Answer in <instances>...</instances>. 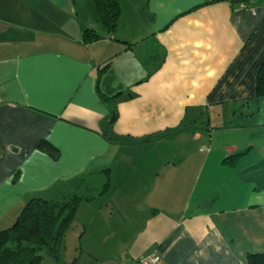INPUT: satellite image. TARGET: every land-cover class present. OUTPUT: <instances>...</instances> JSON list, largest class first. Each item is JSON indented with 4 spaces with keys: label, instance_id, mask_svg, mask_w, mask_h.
<instances>
[{
    "label": "crops",
    "instance_id": "obj_1",
    "mask_svg": "<svg viewBox=\"0 0 264 264\" xmlns=\"http://www.w3.org/2000/svg\"><path fill=\"white\" fill-rule=\"evenodd\" d=\"M204 1L120 0L108 32L93 0H0V230L32 196L112 172L113 189L79 207L65 236L77 243L64 238L43 264H123L153 250L165 264H247L264 250V169L259 182L245 172L264 143L215 142L217 128L242 125L237 110L264 104V4ZM88 25L103 35L84 42ZM99 88L121 91L113 124ZM212 111L225 122L213 124ZM42 138L58 158L36 147Z\"/></svg>",
    "mask_w": 264,
    "mask_h": 264
},
{
    "label": "trees",
    "instance_id": "obj_2",
    "mask_svg": "<svg viewBox=\"0 0 264 264\" xmlns=\"http://www.w3.org/2000/svg\"><path fill=\"white\" fill-rule=\"evenodd\" d=\"M215 0H205L211 2ZM233 7L241 2L252 7L253 3L264 0H230ZM98 19L108 32L116 29L121 14L120 0H93ZM103 34L94 26L83 27L84 42H91ZM110 60L102 69L109 68ZM100 96L109 105L113 124L119 115L118 95L121 91L107 93L98 89ZM256 94L264 99V61L257 72ZM237 123V122H236ZM171 128L154 131L144 137V141L161 138L171 133ZM36 147L48 151L54 158L60 156V149L47 138H42ZM243 151L230 153L223 158L225 163H234ZM111 168L104 167L80 178L73 189H67L57 197L45 195L32 196L22 207L13 223L0 230V264H43L46 255L58 258L68 230L76 226L78 210L82 202L89 201L98 194L108 193L113 189ZM75 223V224H74ZM74 224V225H73ZM85 229L79 233L81 237ZM77 247L81 249V245ZM78 258L75 257V259ZM247 264H264V250L247 253Z\"/></svg>",
    "mask_w": 264,
    "mask_h": 264
},
{
    "label": "rangeland",
    "instance_id": "obj_3",
    "mask_svg": "<svg viewBox=\"0 0 264 264\" xmlns=\"http://www.w3.org/2000/svg\"><path fill=\"white\" fill-rule=\"evenodd\" d=\"M255 107H256L255 104H253L252 108H255ZM212 112L213 113H212L211 121L213 124H217V123L222 124L223 122H225V116H223V114L218 113L219 111H216L217 113H214V111ZM204 114L207 115L206 113ZM232 118H233L232 122L236 123L240 121L242 125L239 124L238 127H230V128H223V127L217 128L216 130L217 132H215V142L218 141L219 143L224 144V143H229L232 140L239 139L241 140V142L247 141L250 146L252 142L251 140H253L257 148L260 145L259 142L264 143L263 141L264 140V104L262 105V107L258 106L257 109H255L254 111H248V113L246 114H242L237 110L235 113V116H232ZM168 142H169L168 148H169V153H170L175 148H177V143H175L174 141H168ZM255 146H251L252 154H254L256 151ZM252 159H255V160L251 161L250 159H248L245 165L246 166L245 172H247L246 177H248L249 179L253 178L256 180V182H259V177L257 176V174H261V169H264V164H262L264 162V156H259L257 159H256V156H252ZM257 161H260V163L257 164ZM250 163H253V164H250ZM146 166H147V163L145 164V167ZM255 166H258V171L257 169L255 171H253L254 169H250ZM253 172L255 173L258 172V173L255 174ZM263 183H264V180L263 181L261 180L260 185H263ZM127 198L129 199L131 198V195L128 192H127ZM93 199L95 198L93 197L91 200ZM98 201L99 200H97V202ZM114 219H115V213L112 214V217H111V220H114ZM65 241L68 245L67 247H71V245H73L72 244L73 242L77 243V240L74 239L71 236V234L65 238ZM78 251H81V249H79Z\"/></svg>",
    "mask_w": 264,
    "mask_h": 264
},
{
    "label": "built area",
    "instance_id": "obj_4",
    "mask_svg": "<svg viewBox=\"0 0 264 264\" xmlns=\"http://www.w3.org/2000/svg\"><path fill=\"white\" fill-rule=\"evenodd\" d=\"M246 6L241 2L239 7ZM123 264H165L164 258L158 250H153L141 257L140 259L129 260Z\"/></svg>",
    "mask_w": 264,
    "mask_h": 264
}]
</instances>
